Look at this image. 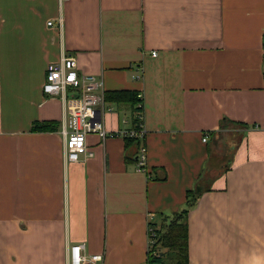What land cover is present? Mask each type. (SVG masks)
<instances>
[{"label": "crops", "instance_id": "obj_1", "mask_svg": "<svg viewBox=\"0 0 264 264\" xmlns=\"http://www.w3.org/2000/svg\"><path fill=\"white\" fill-rule=\"evenodd\" d=\"M263 42L264 0H0V264H69L75 243L102 264H147L148 223L203 173L188 264H264ZM62 54L104 95L141 94L149 175L116 135L89 134L93 156L66 161L62 103L42 92ZM104 109L109 132L136 121L130 101Z\"/></svg>", "mask_w": 264, "mask_h": 264}, {"label": "built area", "instance_id": "obj_2", "mask_svg": "<svg viewBox=\"0 0 264 264\" xmlns=\"http://www.w3.org/2000/svg\"><path fill=\"white\" fill-rule=\"evenodd\" d=\"M65 0H59L61 3ZM48 25L51 23L48 21ZM152 55H156L153 51ZM42 92L47 97L60 99L64 120L62 136L64 144V155L67 162L85 160L93 156V151L86 146V137L89 134H96L101 139L107 136H121L132 138L137 142L135 156L136 169L149 175L147 166L146 145L144 138L146 128L142 121V97L137 93L139 101L134 105L136 121L134 125L126 130L109 132L102 120L104 113L105 95L103 81L94 74H80L76 61L70 54H62L59 60L46 65ZM110 111L111 108H108ZM206 141V135L202 138ZM153 229L148 227V250L153 246ZM153 254L156 255L155 251ZM69 264H102L103 254L87 253L84 245L72 244L68 247ZM158 264V263H156Z\"/></svg>", "mask_w": 264, "mask_h": 264}, {"label": "trees", "instance_id": "obj_3", "mask_svg": "<svg viewBox=\"0 0 264 264\" xmlns=\"http://www.w3.org/2000/svg\"><path fill=\"white\" fill-rule=\"evenodd\" d=\"M264 46V42H263ZM111 99L116 102H128L133 105L139 101L137 92H129L126 90L112 91L105 93V99ZM229 123L227 120H223L221 125ZM55 123L52 122H34L32 124L33 130H42L53 128ZM129 144L137 142L132 138H126ZM228 150H231L229 147ZM231 151H228V153ZM227 153V154H228ZM229 165V164H228ZM222 167L220 173L226 170L228 167ZM211 179L206 177V174H202L196 180L192 189L186 192V202L184 207L179 211H175L169 219L164 220L163 226H157L156 223L149 222V227L153 229V246L147 251V264H188V227H187V215L189 210L195 205L197 198L205 191L210 190ZM159 249H165L160 251ZM155 251L156 255L153 254ZM170 259L171 262L165 261V256Z\"/></svg>", "mask_w": 264, "mask_h": 264}, {"label": "rangeland", "instance_id": "obj_4", "mask_svg": "<svg viewBox=\"0 0 264 264\" xmlns=\"http://www.w3.org/2000/svg\"><path fill=\"white\" fill-rule=\"evenodd\" d=\"M232 127V126H231ZM235 128V127H234ZM232 144V140H231V137L228 136V134L226 133H223V134H220L219 137L217 138V142L215 143V146H216V150L217 152L216 153H223V149L225 148H229V146L227 144ZM91 150V149H90ZM228 155V154H227ZM171 217V216H170ZM160 251H165V249H159ZM167 256L166 258L164 259L165 261H167Z\"/></svg>", "mask_w": 264, "mask_h": 264}]
</instances>
